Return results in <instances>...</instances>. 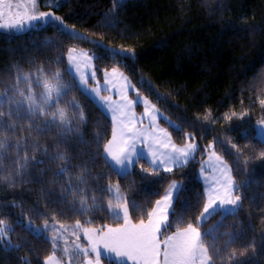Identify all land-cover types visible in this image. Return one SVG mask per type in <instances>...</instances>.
Segmentation results:
<instances>
[{
    "label": "trees",
    "instance_id": "16d2710c",
    "mask_svg": "<svg viewBox=\"0 0 264 264\" xmlns=\"http://www.w3.org/2000/svg\"><path fill=\"white\" fill-rule=\"evenodd\" d=\"M55 12L75 29V33L82 34V38H72L66 34L67 30L61 33L51 25L23 34L0 30V81L4 85L11 84L14 75L32 74L41 67L45 73H62L64 82L74 90L61 106H66L71 116L75 111L71 101L75 99L80 105L86 118L80 129L87 143L73 138L70 141V146H74L72 151H66L63 146L58 149L71 160L65 176L53 175L65 161H49L37 152V158L44 162L28 169L30 175L25 177L28 183L6 185L0 182V218L14 228L10 232L11 243L19 245L9 248L0 242V264H24L25 260L40 264L50 254L51 233L30 231L24 227L27 221L33 227H41L46 220L54 223L49 217L55 215L57 225L73 226L79 220L84 227L117 226L121 221L108 209L109 200L116 203L117 197L108 191L113 185H118L121 198L134 209L130 211L133 222L146 218L145 210L154 205L173 180L183 187L174 204L176 214L171 222L180 219L195 223L202 210L199 197L204 186L199 168L206 158L202 152L187 166L172 174L161 172L159 177H145L138 166L119 173L105 162L97 151L94 136L99 133L105 140L110 138V118L80 88L74 76L68 74L66 55L71 48L85 50L94 56L99 78L102 77L100 69L120 67L140 93L167 117V120L161 118L160 124L173 133L178 145L182 141L168 121L192 131L189 125L194 117H203L206 109L212 110L215 122L209 120L199 125L204 133L201 139L197 131V142L204 146L213 139L230 141L218 143L216 151L233 166V175L246 199L245 210L236 217L230 214L213 216L207 224L200 225L201 231L215 229L222 218L227 227L221 226L213 236L233 231L232 226L237 225L241 243H248L250 236L256 238V252L253 255L249 251L245 264H264L261 236L264 220L259 216L264 210V159L256 158L264 151V142L256 136L255 128L256 121L264 119V107L259 104V100L264 99V82L261 81L264 77V0H58ZM84 38L99 41L109 49H134L135 62L122 56L109 58L103 47L84 42ZM49 40L58 42L59 46L54 47ZM130 96L136 97L133 92ZM244 110L248 116L243 121L235 117L232 121L221 119L226 113L239 114ZM57 137V131H50L44 136L37 134L35 138L47 146ZM231 143L242 149V160L250 161L243 168L236 167ZM82 162L87 169L83 174L87 180L86 194L87 189H91L95 199H89L88 212L61 216L52 201L59 199L66 179L74 185L79 184L78 177L82 173L75 166ZM140 163L149 166L146 159ZM13 204L19 207H12ZM249 213H253L251 220L247 218ZM220 242L222 244L223 240ZM57 254L62 255L59 251ZM104 264L117 263L104 260Z\"/></svg>",
    "mask_w": 264,
    "mask_h": 264
},
{
    "label": "snow or ice",
    "instance_id": "6c2138e0",
    "mask_svg": "<svg viewBox=\"0 0 264 264\" xmlns=\"http://www.w3.org/2000/svg\"><path fill=\"white\" fill-rule=\"evenodd\" d=\"M39 0H27V3H13V0H0V29H23L25 27L39 28L42 25H51L61 33L72 38L81 39L82 34L75 33L63 17L54 11H39ZM25 9L23 12L20 9ZM84 42L92 43L95 47H103L109 58L122 56L126 60L135 62L136 53L131 48L109 49L99 41L84 38ZM49 44L58 47V42L49 40ZM75 48L67 50V72L70 76H76L84 90L91 93L97 102L109 113L111 128L110 138L106 139L102 134L94 136L98 153L102 154L105 162L120 171L132 169L138 166L142 174L159 177L161 172L172 174L180 168L187 166L196 159L199 153L207 157L200 164L199 175L207 185L200 193L199 201L202 210L195 218V223L177 219L171 222L175 213L174 204L179 199L182 191V183L175 180L167 184L164 194L156 199L154 205L145 210L146 218H139L133 222L130 211L134 210L126 199L117 196L116 203L108 201V209L114 218L121 221L117 226L105 225L100 228L84 227L79 220L75 225L57 226L56 216L49 217L54 223L45 221L43 229L34 228L31 222L24 224L30 231L39 234L41 231L50 232L51 251L43 258L40 264H73V258L77 260L83 257L81 264H103L101 257L114 254L127 264H245L249 251L256 252V238L249 237L248 243H241V233L237 225H233V231L220 232L213 236L221 226L227 227L222 218L215 229L201 231V226L207 224L213 216L224 217L230 214L236 217L240 211H244V200L241 186L233 175V166L217 151V144L230 143V141L213 139L209 144L201 146L197 142V131L203 138L204 129L199 125L209 120L215 122L211 109H206L203 117L197 115L189 125L192 131H186L181 125L168 123L177 132L182 141L177 144L173 139V133L168 128L161 127L159 120L163 114L159 113L156 106L143 96L139 89L131 83L120 67L100 69L103 78L101 85L97 77V69L93 63L94 56L87 52L80 53L78 59ZM95 59H101L95 57ZM59 63V57L56 58ZM83 66V68H82ZM87 69V71L83 70ZM89 77L95 82V87L88 84ZM264 82V77H261ZM144 83L143 79L141 80ZM0 182L6 185H15L17 182L26 184L28 169L39 167L43 160L37 158L39 152L49 161H65V165L54 176H65L68 172L67 165L71 163L64 151H58L63 146L66 151H72L70 141L73 138L83 140L80 126L86 123L84 112L80 105L73 99L72 108L75 110L70 116L68 108L61 104L73 91L72 85L65 83L62 73L59 71L45 73L43 68L28 75H14L13 82L4 85L0 81ZM102 90L107 95H102ZM136 95L132 99L129 92ZM152 90L155 91L154 86ZM264 107V99L259 100ZM137 105L142 106V112H137ZM248 116L247 110L237 114L233 111L230 115L224 114L221 119L232 121L235 117L243 121ZM167 120V117H163ZM231 127V125H230ZM255 128L264 130V119L256 121ZM50 131H57L56 141L47 146L41 144L35 137L37 134L44 136ZM27 133V136L24 134ZM236 158V167L243 168L250 161L242 160V149L235 143H231ZM51 150V151H50ZM31 153V154H30ZM147 159L148 167L140 163ZM257 159H264V151L259 153ZM84 162L75 166L82 173L79 184H73L65 180V186L60 190L58 200L52 203L59 209L61 216H74L88 212L91 189L84 187L87 180L83 174L87 172ZM207 169H211V175ZM169 179L171 177L169 176ZM43 183V181H42ZM55 183V181H52ZM118 189V185L116 186ZM112 188L109 187L108 191ZM55 196V192H51ZM12 207H19L13 204ZM55 211V209H54ZM256 210L253 209V213ZM253 213L247 218L251 220ZM264 220V210L259 213ZM87 223H91L88 221ZM252 229V225L249 224ZM14 228L8 226L4 219L0 218V241H8L9 248H18L19 245L11 244L8 233ZM83 233L85 244L79 243L80 233ZM75 237L73 244L68 245V236ZM264 240V233L261 234ZM209 237L211 240L209 241ZM221 240L223 243L221 244ZM63 241L61 245L60 242ZM62 253L58 255L57 252ZM24 264H30L25 260Z\"/></svg>",
    "mask_w": 264,
    "mask_h": 264
},
{
    "label": "rangeland",
    "instance_id": "374dc122",
    "mask_svg": "<svg viewBox=\"0 0 264 264\" xmlns=\"http://www.w3.org/2000/svg\"><path fill=\"white\" fill-rule=\"evenodd\" d=\"M58 0H39V5H38V10L39 11H54L55 12V8H56V2H57ZM18 2H21V3H27V0H13V3L15 4V3H18ZM25 9H23V8H21L20 9V11L21 12H23ZM55 14L56 15H58L56 12H55ZM59 16V15H58ZM0 22H2V21H0ZM46 25H42V26H40L39 28H36V27H31V28H29V27H25V28H23V29H0L1 31H8V32H12V33H16V34H23V33H27V32H30V31H33V30H37V29H41V28H43V27H45ZM81 52H87V51H85V50H77L76 51V53H75V55H77V57H78V59H80V53ZM87 53H89V52H87ZM90 54V53H89ZM82 68H83V66H82ZM83 70H85V71H87V69H83ZM98 77V76H97ZM74 78L76 79V81H77V83H78V85L80 86V88L86 93V94H88L91 98H92V100L95 102V103H97V105L98 106H100L102 109H103V111H105L104 110V108L97 102V100L91 95V93H89V92H87L86 90H84L83 88H82V86L79 84V82H78V80H77V78H76V76H74ZM99 78V77H98ZM100 82H101V85H103V78L101 77L100 78ZM88 84L91 86V87H95L96 85H95V82L89 77V80H88ZM130 93H131V90H130V92H129V95H130ZM101 94L102 95H107L108 93H107V91H104V90H102V92H101ZM144 96V95H143ZM131 98H132V96H130ZM132 99H136V97H134V98H132ZM149 99V98H148ZM140 105H137V112L139 113V111H142V106H140ZM157 108V107H156ZM138 109H140V110H138ZM158 109V108H157ZM158 111H159V113H162L159 109H158ZM106 112V111H105ZM107 113V115L109 116V113L108 112H106ZM163 114V113H162ZM110 118V117H109ZM256 136L261 140V141H263L264 142V130H258V129H256ZM205 160V159H204ZM203 160V161H204ZM203 161L201 162V163H203ZM207 171H208V173L211 175L212 173H211V169H207ZM199 177H200V179L203 181V179L201 178V176L199 175ZM203 186H204V188H206V184H205V182L203 181ZM111 188H112V190H111V193L113 194V195H115L116 197L117 196H119V197H121V194H120V190H119V188L117 189L116 188V185H113V186H111ZM29 221H27V223H28ZM57 226H59V225H57ZM34 228H37V229H43L44 228V226H41V227H39V226H34ZM43 231H41L40 233H42ZM39 233V234H40ZM80 235H81V239H80V241H79V243H81V244H85L86 245V241L84 240V237H83V233L81 232L80 233ZM68 245L69 246H71L72 244H73V241L75 240V237H73V236H71V235H69L68 237ZM8 240H10L11 241V239H10V232L8 233ZM1 242V244L2 245H4V246H8V241L7 240H5V241H0ZM63 242V241H62ZM12 244V243H11ZM61 245H62V243H60ZM83 257H80V259L79 260H77L75 257L73 258V264H79V263H81L82 261H83ZM101 259H102V262H103V264H104V260H108V261H111V262H115V263H117V264H125V262L123 261V260H121L120 258H117L114 254H108V255H106V256H102L101 257ZM127 264H130V262H127Z\"/></svg>",
    "mask_w": 264,
    "mask_h": 264
},
{
    "label": "crops",
    "instance_id": "0c3cea01",
    "mask_svg": "<svg viewBox=\"0 0 264 264\" xmlns=\"http://www.w3.org/2000/svg\"><path fill=\"white\" fill-rule=\"evenodd\" d=\"M97 104V103H96ZM100 107V106H99ZM101 108V107H100ZM102 109V108H101ZM103 110V109H102ZM105 112V111H104ZM139 112H142V111H139ZM106 113V112H105ZM107 114V113H106ZM163 118V116H162ZM159 123H160V120H159ZM161 125V124H160ZM162 127V126H161ZM146 159V158H145ZM207 159V157L205 158V160ZM147 160V159H146ZM114 167V166H113ZM115 168V167H114ZM116 169V168H115ZM119 173H125L127 171H130L131 169H125L124 171H120L119 169H116ZM200 178V177H199ZM201 180V179H200ZM202 181V180H201ZM203 183V181H202ZM179 184V183H178ZM204 185V184H203ZM205 189V188H204Z\"/></svg>",
    "mask_w": 264,
    "mask_h": 264
}]
</instances>
